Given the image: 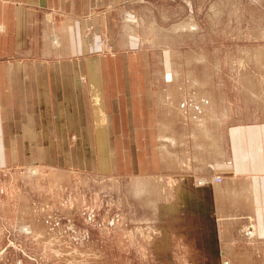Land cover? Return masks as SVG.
Returning a JSON list of instances; mask_svg holds the SVG:
<instances>
[{
  "label": "rangeland",
  "instance_id": "374dc122",
  "mask_svg": "<svg viewBox=\"0 0 264 264\" xmlns=\"http://www.w3.org/2000/svg\"><path fill=\"white\" fill-rule=\"evenodd\" d=\"M108 10L116 26L104 53L148 52L159 77L177 76L154 81L150 98L122 95L133 107L127 144L15 146L1 121L0 264H264L248 194H232L237 216L228 197L218 209L223 198L208 186L229 131L264 124V0ZM129 12L138 46L121 49Z\"/></svg>",
  "mask_w": 264,
  "mask_h": 264
},
{
  "label": "crops",
  "instance_id": "0c3cea01",
  "mask_svg": "<svg viewBox=\"0 0 264 264\" xmlns=\"http://www.w3.org/2000/svg\"><path fill=\"white\" fill-rule=\"evenodd\" d=\"M134 1L139 0H0V112L6 113L0 123L13 139L7 143L127 144L126 120L133 107L126 110L122 95L150 98L154 81L162 78L169 85L177 76L164 72L159 77L148 52L104 53L116 26L108 9ZM125 18L130 33L116 46L136 48L132 25L139 26V20L134 12ZM226 142L227 157L212 167L225 180L209 189H218L223 198L218 209L228 197L237 216L245 215L244 208L231 200L232 194H248L256 237L263 238L264 124L235 126Z\"/></svg>",
  "mask_w": 264,
  "mask_h": 264
},
{
  "label": "built area",
  "instance_id": "2783aa9c",
  "mask_svg": "<svg viewBox=\"0 0 264 264\" xmlns=\"http://www.w3.org/2000/svg\"><path fill=\"white\" fill-rule=\"evenodd\" d=\"M215 179H216L217 183H220V182H221V181H220L221 179H220V177H219V176H216V178H215Z\"/></svg>",
  "mask_w": 264,
  "mask_h": 264
},
{
  "label": "bare ground",
  "instance_id": "6f19581e",
  "mask_svg": "<svg viewBox=\"0 0 264 264\" xmlns=\"http://www.w3.org/2000/svg\"><path fill=\"white\" fill-rule=\"evenodd\" d=\"M220 179H221V180H220V181H221L220 183H223V181H222V177H221V176H220ZM216 183H217V181H216V179H215L214 184H216Z\"/></svg>",
  "mask_w": 264,
  "mask_h": 264
}]
</instances>
